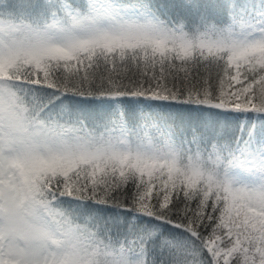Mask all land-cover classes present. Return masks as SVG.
I'll return each instance as SVG.
<instances>
[{"label": "snow or ice", "instance_id": "1", "mask_svg": "<svg viewBox=\"0 0 264 264\" xmlns=\"http://www.w3.org/2000/svg\"><path fill=\"white\" fill-rule=\"evenodd\" d=\"M0 264H264V0H0Z\"/></svg>", "mask_w": 264, "mask_h": 264}, {"label": "trees", "instance_id": "2", "mask_svg": "<svg viewBox=\"0 0 264 264\" xmlns=\"http://www.w3.org/2000/svg\"><path fill=\"white\" fill-rule=\"evenodd\" d=\"M210 71L212 72V74H213V76L215 75V68H212V69H210Z\"/></svg>", "mask_w": 264, "mask_h": 264}]
</instances>
